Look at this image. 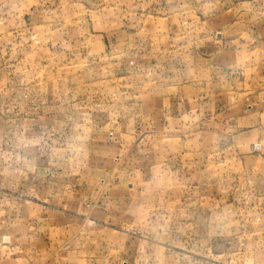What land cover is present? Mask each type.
Here are the masks:
<instances>
[{
    "label": "rangeland",
    "instance_id": "obj_1",
    "mask_svg": "<svg viewBox=\"0 0 264 264\" xmlns=\"http://www.w3.org/2000/svg\"><path fill=\"white\" fill-rule=\"evenodd\" d=\"M0 264H264V0H0Z\"/></svg>",
    "mask_w": 264,
    "mask_h": 264
},
{
    "label": "crops",
    "instance_id": "obj_2",
    "mask_svg": "<svg viewBox=\"0 0 264 264\" xmlns=\"http://www.w3.org/2000/svg\"><path fill=\"white\" fill-rule=\"evenodd\" d=\"M18 260V258L16 259V261Z\"/></svg>",
    "mask_w": 264,
    "mask_h": 264
}]
</instances>
